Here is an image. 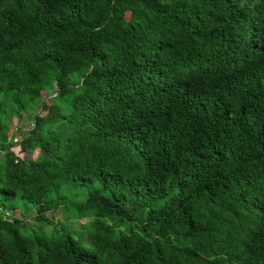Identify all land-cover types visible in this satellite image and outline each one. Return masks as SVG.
<instances>
[{"label": "trees", "instance_id": "16d2710c", "mask_svg": "<svg viewBox=\"0 0 264 264\" xmlns=\"http://www.w3.org/2000/svg\"><path fill=\"white\" fill-rule=\"evenodd\" d=\"M0 264H264V0H0Z\"/></svg>", "mask_w": 264, "mask_h": 264}, {"label": "rangeland", "instance_id": "374dc122", "mask_svg": "<svg viewBox=\"0 0 264 264\" xmlns=\"http://www.w3.org/2000/svg\"><path fill=\"white\" fill-rule=\"evenodd\" d=\"M45 98H43V101H46L48 96H45ZM39 111V110H38ZM32 116V110H28V111H22L20 113L19 117H11L9 120L7 119V125L6 128L4 130V135L6 138L12 139L14 138V134L17 130L18 127L20 126H24L27 127L31 121V117ZM12 150L15 152L16 156L23 162L25 163H29L30 161H34L36 159V156L39 155V151L38 149H34L31 152L29 151H19L18 147H16V145L12 146ZM85 195V190L83 189H77V188H72L69 191H66L64 196L66 201H76V200H81ZM39 201V200H38ZM127 206H129V204H127ZM21 207V208H20ZM18 209H22L21 204L19 205V207H17L15 210L9 211V210H4L5 212V216L7 218H12L13 216H19L18 213ZM18 210V211H17ZM34 209H31L29 212L26 213L25 216H30L34 214ZM45 216L48 220H50L51 222L56 224H62L65 227H67V229H69L72 233V235L77 236V234L79 233L80 235H82L84 238L87 235L86 230H84L82 228V224H85L86 221L88 220V218H79V219H73L70 218L69 213L65 212L61 206H57L56 208H54L52 210V212L50 211H46L45 212ZM27 223H29L26 220ZM87 227V226H86ZM42 229L45 231H51L52 230V226L50 224H43L42 225Z\"/></svg>", "mask_w": 264, "mask_h": 264}]
</instances>
